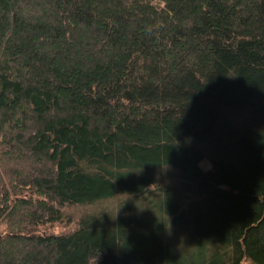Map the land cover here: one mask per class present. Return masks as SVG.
I'll return each mask as SVG.
<instances>
[{
	"label": "trees",
	"instance_id": "trees-1",
	"mask_svg": "<svg viewBox=\"0 0 264 264\" xmlns=\"http://www.w3.org/2000/svg\"><path fill=\"white\" fill-rule=\"evenodd\" d=\"M244 262L264 0H0V264Z\"/></svg>",
	"mask_w": 264,
	"mask_h": 264
},
{
	"label": "rangeland",
	"instance_id": "rangeland-1",
	"mask_svg": "<svg viewBox=\"0 0 264 264\" xmlns=\"http://www.w3.org/2000/svg\"><path fill=\"white\" fill-rule=\"evenodd\" d=\"M205 163H207V164H208L209 162H208L207 160H203V161L201 162V164H200V165H201L202 167H203V166L205 167V166H206V165H205ZM243 264H247V263H246V262H244Z\"/></svg>",
	"mask_w": 264,
	"mask_h": 264
}]
</instances>
